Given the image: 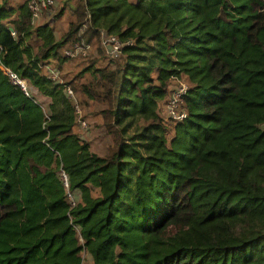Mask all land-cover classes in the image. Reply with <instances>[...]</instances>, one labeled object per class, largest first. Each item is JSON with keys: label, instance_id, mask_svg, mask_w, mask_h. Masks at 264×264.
Returning <instances> with one entry per match:
<instances>
[{"label": "trees", "instance_id": "obj_1", "mask_svg": "<svg viewBox=\"0 0 264 264\" xmlns=\"http://www.w3.org/2000/svg\"><path fill=\"white\" fill-rule=\"evenodd\" d=\"M73 1L59 38L0 3V264H264V0ZM103 36L122 50L62 81V50ZM67 87L100 106L103 156Z\"/></svg>", "mask_w": 264, "mask_h": 264}, {"label": "rangeland", "instance_id": "obj_2", "mask_svg": "<svg viewBox=\"0 0 264 264\" xmlns=\"http://www.w3.org/2000/svg\"><path fill=\"white\" fill-rule=\"evenodd\" d=\"M8 2L10 6L16 7L24 3L25 1L24 0H8ZM0 3H2L1 0H0ZM74 3L75 1L73 0H60V1L55 0L54 6H52L51 9L44 11L40 15V18L38 19V21H35L36 23L35 25H42L44 23H47V24L49 23V25L52 27L54 31L56 38L61 37L64 34V32H66L69 22L73 20V15L70 12V9L74 8L75 6ZM67 6H69L68 7L69 10L66 9ZM62 7H65V10L67 11L63 13L62 17L60 18L61 20L58 19L56 21L54 16L57 14L58 10ZM89 45L90 47L87 53V57L78 56L76 58L74 57V59L70 58L71 60L69 59L68 61H66V64L64 65L62 72L60 74L62 81L65 82L71 79L72 77L76 76L78 73H81V71L85 70L88 67L89 61L93 60L94 58L98 60L99 64L108 63V60H109L108 58H111V57L107 56V53L106 55L105 54L100 55L98 53V49L94 45L92 44H89ZM86 77H87V74H85L84 78ZM27 88L29 91L28 84H27ZM35 97L42 106H46V103H47L46 99L38 96L37 93L35 94ZM70 99L72 100V103L74 104V106L77 107V113H76L77 123L74 128V132L80 137V139L88 143L91 152L98 154L100 156H103L106 153V149L108 145L110 144V137L104 132L102 128V119L100 115L98 114V111L100 110V106L97 104H93L92 102H89L87 106L80 108L77 105L78 100L76 101L77 98H75V96L71 97ZM166 105L162 107V110H161V113L164 116H165V112L168 111V106ZM262 127H264V125Z\"/></svg>", "mask_w": 264, "mask_h": 264}, {"label": "built area", "instance_id": "obj_3", "mask_svg": "<svg viewBox=\"0 0 264 264\" xmlns=\"http://www.w3.org/2000/svg\"><path fill=\"white\" fill-rule=\"evenodd\" d=\"M54 4H55V0H27V8L31 12L32 17L35 20L40 17L41 13H43L50 7L54 6ZM12 35H14L13 32ZM102 45L105 47L106 53L111 58L114 57L116 54H118L123 47V43H121L117 38L111 36L108 37L103 36ZM89 47L90 45L87 44L86 42L83 41L77 42L73 44L71 48L63 49L62 54L71 59H74V57L76 58L78 56L87 57ZM1 70H3V73L9 77L10 82L13 85L20 87L24 92V94L28 95V88L25 81L19 79L15 74L11 73V71H9L8 69H4L1 67ZM46 76L52 80L58 79L57 73L51 69H47ZM187 89H188L187 84L181 82L177 87V89L173 91L166 105L168 106V111L165 112L166 119L172 121H182L186 118V112L182 108L183 105L182 97L186 94ZM66 90L69 97L74 96L69 87H67Z\"/></svg>", "mask_w": 264, "mask_h": 264}, {"label": "crops", "instance_id": "obj_4", "mask_svg": "<svg viewBox=\"0 0 264 264\" xmlns=\"http://www.w3.org/2000/svg\"><path fill=\"white\" fill-rule=\"evenodd\" d=\"M24 1H26V0H24ZM57 1H60V0H57ZM61 20V19H60ZM57 21V20H56ZM57 23V22H56ZM52 24H54V23H52Z\"/></svg>", "mask_w": 264, "mask_h": 264}]
</instances>
